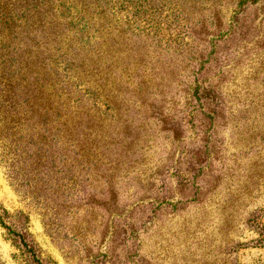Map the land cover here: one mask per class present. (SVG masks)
I'll use <instances>...</instances> for the list:
<instances>
[{
    "label": "rangeland",
    "instance_id": "rangeland-1",
    "mask_svg": "<svg viewBox=\"0 0 264 264\" xmlns=\"http://www.w3.org/2000/svg\"><path fill=\"white\" fill-rule=\"evenodd\" d=\"M172 1L153 41L133 39L129 72L115 75L118 109L116 82L91 97L93 135L120 132V160L102 158L110 169L63 172L56 146L42 152L49 165L25 167L20 135L12 153L0 141V213L44 264L264 260V0ZM196 81L218 85L222 103L193 97ZM0 259L32 264L1 224Z\"/></svg>",
    "mask_w": 264,
    "mask_h": 264
},
{
    "label": "trees",
    "instance_id": "trees-1",
    "mask_svg": "<svg viewBox=\"0 0 264 264\" xmlns=\"http://www.w3.org/2000/svg\"><path fill=\"white\" fill-rule=\"evenodd\" d=\"M172 3L0 0V141L6 144L9 140V153L13 152L14 136L20 135L18 160L25 167L29 163L35 168L45 162L49 165L51 158L47 153V160L42 161V152L54 146L61 154L59 166L63 172L88 166L89 161L93 169L108 170L102 160L106 155L114 154L120 160L115 148L121 140L118 129L98 138L93 135L91 97L98 98L96 90L115 89L113 107L118 109L121 85L117 87L116 80L129 72L133 39L153 41L149 31L155 28L158 17L170 20L165 12L172 10ZM247 3L255 1L243 0L240 5ZM173 15L177 17V13ZM112 82H116L113 89ZM192 89L197 100L222 103L218 85L196 81ZM6 156L17 159L7 151ZM0 224L19 239L32 264H44L17 218L3 209ZM259 243L263 245L262 240ZM258 264H264V260Z\"/></svg>",
    "mask_w": 264,
    "mask_h": 264
}]
</instances>
